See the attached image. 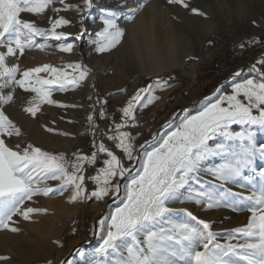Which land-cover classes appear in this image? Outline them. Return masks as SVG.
Returning a JSON list of instances; mask_svg holds the SVG:
<instances>
[{"label": "snow or ice", "instance_id": "obj_1", "mask_svg": "<svg viewBox=\"0 0 264 264\" xmlns=\"http://www.w3.org/2000/svg\"><path fill=\"white\" fill-rule=\"evenodd\" d=\"M53 3L54 0H0V228L19 231L12 226L14 217L29 220L33 213L46 212V209L27 206L26 201L40 194L63 195L70 188L71 202L85 197L102 200L109 195L119 201L107 217L98 220L100 231L106 227V235L89 264H264V183L244 197L200 176L204 173L214 181L241 188L251 186L257 172L255 161H264V144L255 140L256 130H264V57L249 68L257 74L255 78L236 82L243 73L242 69L238 70L231 78L230 91H224L221 86L217 89L218 95L206 98L195 114L184 110L178 120L174 114L163 125V133L152 134L139 148L134 137L140 134L125 129L137 126V108L148 107L159 99L154 95L158 88L170 86L159 78L127 100L121 108L120 122L110 126L113 134L101 132L99 142L95 139L98 125L94 116L87 117L93 137L90 153H73L68 158L65 153H50L32 144L22 149L17 144L14 149L4 137L19 136L20 129L5 115L2 106L12 101L17 86L35 94L30 106L24 109L35 117L43 103L75 107L52 99V92L78 87L88 75L89 70L79 63L67 65L72 69L69 73L48 64L21 70L18 62H9L17 53L22 56L26 48H45L47 44L37 43V37L65 41L59 43V49L72 51L73 44L66 42L71 34L57 31L58 27L70 25L71 20L59 16L50 22V28H43L22 18L25 13L43 14ZM59 3L63 9L51 10L75 11L82 25L93 6V0H82L81 4L59 0ZM168 3L189 8L185 0H168ZM143 7L139 3L126 14L104 9L100 17L103 30L93 41L96 51L104 53L120 44L125 29L119 21L133 20ZM191 11L207 16L198 8ZM85 31L82 27L81 32ZM245 46L240 44L241 49ZM40 73H50V77L43 78ZM106 103L105 100L100 104L99 118L106 116ZM105 136L127 159L128 167L121 155L104 143ZM100 154L107 158L98 160ZM209 158L217 162L206 168L204 162ZM97 164L94 174L87 177L93 182L89 190L85 183L86 166ZM260 176L264 179V170ZM50 181L58 182V186H49ZM237 196L247 202L250 216L244 226L227 232L213 231L210 222L187 209L183 210L185 218H178L176 210L169 207L177 202H191L206 204L205 210L234 208L235 203L230 201ZM243 206H239L240 210ZM221 237L227 239L221 242ZM8 259L0 256V261Z\"/></svg>", "mask_w": 264, "mask_h": 264}, {"label": "rangeland", "instance_id": "obj_2", "mask_svg": "<svg viewBox=\"0 0 264 264\" xmlns=\"http://www.w3.org/2000/svg\"><path fill=\"white\" fill-rule=\"evenodd\" d=\"M142 1L146 0H93V6L86 14L83 25L80 23V15L75 11L54 12L51 10L52 8L63 9L59 0H54L43 14H22V18L34 21L37 26L43 28H50L51 21L63 16L72 23L58 27L57 31L71 34L66 42L72 43L73 48L79 33L82 35V40L79 42L77 52L74 49L71 52H63L58 47L43 52L41 58L44 62H38L30 54L33 50L31 47L26 48L22 56L17 53L16 57L10 58V63L18 62L21 70L48 64L64 68L71 73L72 69L67 65L77 62L80 55L82 65L89 71L86 79L78 87L52 92V99L60 104L75 105V107L43 103L39 105L40 110L35 117L24 111L30 106L29 102L35 94L25 92L17 86L12 101L2 106L5 115L20 129L19 136L13 134L11 137H4L9 147L15 149L19 144L22 149L27 144H32L50 153H65L68 158H72L73 153H90L93 150V137L87 117L93 115L98 125L95 135L97 142L101 138L100 133H107L110 129L107 122L98 115L100 104L105 100L107 103L104 106L115 111L122 101L128 100L138 89L155 84L158 78L166 81L170 86L162 90L158 88L154 94L161 93L162 99L167 95L170 101H172L170 98L172 92L177 91L190 79L197 90L203 88L201 93L194 91L195 94L192 97L179 101V106L175 105L167 109L162 105L160 110L164 114L161 117L154 120L152 124L147 120L146 128L135 130L142 133L140 138L143 142H139L141 145L149 140L152 134L163 133V125L174 114L177 120L184 115V110L195 114L206 98H215L218 95L217 89L221 86L224 91H230L231 78L238 70L242 69L243 73L236 78V82L257 76L256 73L250 72L249 68L264 57V0H185L189 8L179 4H169L168 0H157L158 5H162L167 11L168 17L180 24L188 35L187 39L181 43L185 50L181 52L182 63L160 72H150L147 69L145 65L148 64V58L145 52L141 54L140 59L138 58L131 35L124 26H121L125 29L121 43L107 52L98 53L93 41L97 39L98 32L103 30L100 20L103 10L111 8L126 14L129 9L137 7V4ZM65 2L81 4L82 0H65ZM191 8H198L207 16L194 14ZM82 27L86 29L85 32H81ZM37 39H39L37 43L44 41L43 38L37 37ZM48 40L54 45L65 42L53 38ZM209 41L212 43L209 44ZM242 43L246 45L243 49L240 48ZM214 60L224 62L227 68L219 76L211 78ZM38 75L43 78L50 77V73ZM205 80L208 81L203 84ZM7 91L9 89H5V92ZM97 100L100 103H96ZM256 133L262 138L258 144H264V130L257 129ZM101 157L102 154L98 160H101ZM215 162H217L215 158H209L204 162V166L211 167ZM124 165L128 167L129 162H125ZM97 166L98 164L86 166L85 183L89 190L93 188V182L87 177L94 174V168ZM255 168L257 172L250 182L251 186L245 188L231 183L222 184L204 173L200 176L202 180L217 183L226 189H231L234 193L247 197L257 190L261 183H264V179L260 176V171L264 170V161L257 159ZM49 186H58V182L50 181ZM70 195L69 188L63 192V195L40 194L32 201H26L27 206L46 209V212L33 213L29 220L14 217L12 226L19 231L13 232L0 228V256L10 258L0 261V264H48L49 261L51 264H63L64 261L73 264L74 258L85 252L92 241L101 238L98 220L101 217H107L119 201L109 195L105 197L106 199L103 198L99 203L94 204H91L93 198L87 197L71 202ZM230 202H234L236 207L205 210L206 204L197 205L191 202H177L170 204L169 207L176 210L175 216L178 218H185L183 210L187 209L199 219L210 222L213 231L227 232L244 226L250 216L247 202L241 201L239 196ZM241 204L244 205L242 210L239 207ZM219 239L223 242L227 238Z\"/></svg>", "mask_w": 264, "mask_h": 264}, {"label": "bare ground", "instance_id": "obj_3", "mask_svg": "<svg viewBox=\"0 0 264 264\" xmlns=\"http://www.w3.org/2000/svg\"><path fill=\"white\" fill-rule=\"evenodd\" d=\"M139 3H143L144 7L136 13L133 20L122 19L119 21L120 26H124L128 34L131 35L138 58L140 59L141 54L144 52L147 54L148 64L145 66L150 72H160L165 68L181 64L183 58L181 52H185L181 43L187 39V33L181 28L180 24L175 23L168 17L167 11L163 9L162 5H158L157 0H146ZM81 36V33H79L75 40L73 49L76 52L79 42L82 40ZM38 40L36 38V42ZM40 43H46L47 46L43 49L33 47L30 54L38 62H44L41 58L43 52L58 48V44L54 45L50 40H44ZM82 62V57L79 55L78 61L75 63L82 64ZM255 140L259 143L262 138L256 133Z\"/></svg>", "mask_w": 264, "mask_h": 264}, {"label": "crops", "instance_id": "obj_4", "mask_svg": "<svg viewBox=\"0 0 264 264\" xmlns=\"http://www.w3.org/2000/svg\"><path fill=\"white\" fill-rule=\"evenodd\" d=\"M154 95L158 96L159 99L155 100L152 104H150L146 108L141 107L142 112L144 113V117L146 118V120H148L150 122V124H152L154 122V120L158 119L159 117L162 116V114H164L163 112L161 113V110H160L162 105L166 106L167 109H170V108L174 107L175 105H178V106L180 105V104H178L179 102H174V101H170V100L165 101V98L167 97V95L164 96L163 99L161 98V93L154 94ZM126 102H127V100L122 101L118 105V108L115 111L110 110L107 106H104L106 116H105V118H102V120L107 122V124L109 125V128L112 124L120 122L121 108H122V106L126 105ZM125 130L131 131L133 134H136V133H139L140 135L142 134L141 132H135V130H133V128L125 129ZM107 133L113 134L110 131V129L107 131ZM140 135L134 137V142H135L136 147L139 145V142L140 143L143 142L140 138ZM104 143L108 147L113 148V150L116 151L118 155H121L122 162H124V163L127 162V159L123 157V154L119 150L114 148L113 142L109 141L107 139V136L105 137ZM106 158L107 157L104 154H102L101 161L103 159H106ZM98 166H99V164H98ZM100 201H101L100 199L93 198L91 204L99 203ZM116 205L117 204H115L113 207L115 208ZM100 233H101V238H98V239L92 241L90 243L91 245L86 248L85 252H83L82 254H78L74 258L73 264H89L90 259L95 254V249L102 243V239L106 235V227H105V230L103 232L100 231Z\"/></svg>", "mask_w": 264, "mask_h": 264}, {"label": "built area", "instance_id": "obj_5", "mask_svg": "<svg viewBox=\"0 0 264 264\" xmlns=\"http://www.w3.org/2000/svg\"><path fill=\"white\" fill-rule=\"evenodd\" d=\"M227 68L226 64L220 60H214L211 67V78L217 77L221 74L223 70ZM208 80H205L203 84H205ZM196 91L197 93H201L203 91V88L201 87L199 90H197V87L192 85V79L188 80L185 84L181 85L177 91L172 92L170 95V98L174 102H179L183 99H186L188 97H192ZM165 101H168V98H165ZM137 120V126L133 127L134 130H142L147 127L148 122L146 118L143 116V112L141 107L137 108L135 113Z\"/></svg>", "mask_w": 264, "mask_h": 264}, {"label": "water", "instance_id": "obj_6", "mask_svg": "<svg viewBox=\"0 0 264 264\" xmlns=\"http://www.w3.org/2000/svg\"><path fill=\"white\" fill-rule=\"evenodd\" d=\"M113 199H114V198H113ZM113 199H112V200H113ZM110 201H111V200H110Z\"/></svg>", "mask_w": 264, "mask_h": 264}]
</instances>
